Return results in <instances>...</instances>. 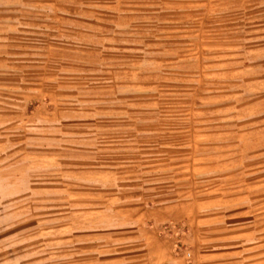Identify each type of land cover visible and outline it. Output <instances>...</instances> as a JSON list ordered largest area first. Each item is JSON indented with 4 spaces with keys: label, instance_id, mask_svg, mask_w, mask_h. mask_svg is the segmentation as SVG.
I'll return each instance as SVG.
<instances>
[{
    "label": "rangeland",
    "instance_id": "374dc122",
    "mask_svg": "<svg viewBox=\"0 0 264 264\" xmlns=\"http://www.w3.org/2000/svg\"><path fill=\"white\" fill-rule=\"evenodd\" d=\"M207 198L264 264V0H0V264H151L130 219Z\"/></svg>",
    "mask_w": 264,
    "mask_h": 264
},
{
    "label": "crops",
    "instance_id": "0c3cea01",
    "mask_svg": "<svg viewBox=\"0 0 264 264\" xmlns=\"http://www.w3.org/2000/svg\"><path fill=\"white\" fill-rule=\"evenodd\" d=\"M226 202L219 198H207L167 202L145 208L130 219L133 226L137 227L135 239L146 244L151 264H186L183 252L176 250V240L163 233L166 229L163 228L164 224L185 223L193 233V264H238V261L233 259L235 253L232 252V247L216 245L201 249V242L197 240V233L201 230L205 231L204 233L214 232L213 228L219 218L208 217V214ZM214 240L206 238L203 242L208 244Z\"/></svg>",
    "mask_w": 264,
    "mask_h": 264
}]
</instances>
